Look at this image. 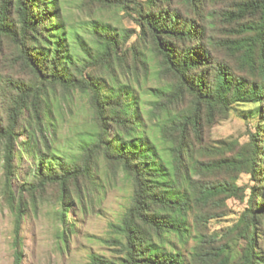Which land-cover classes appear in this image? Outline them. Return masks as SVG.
<instances>
[{
  "label": "trees",
  "instance_id": "1",
  "mask_svg": "<svg viewBox=\"0 0 264 264\" xmlns=\"http://www.w3.org/2000/svg\"><path fill=\"white\" fill-rule=\"evenodd\" d=\"M83 1L87 8L123 12L139 30L90 22L89 29L83 28L89 44L80 43L81 52L73 58L66 44L70 35L58 24V12L51 13L54 0H0V38L16 47V59L30 77L28 83L9 86L10 103L0 111L4 170L12 174L21 154L30 159L36 178L30 189L55 186L66 204L64 215L80 189L79 179L89 178L102 157L120 168L132 196L115 226L124 237L118 242L124 258L117 263L93 255L89 264H181L180 255L162 250L154 237L174 234L183 241L196 207L221 196L242 197L244 188L236 185L240 174H249L256 183L264 175L257 141L264 132L252 136L249 166L234 152L236 143L214 146L206 137V128L234 105L264 102V0H240L235 10L225 11L214 7L223 0ZM216 21L235 28L221 37ZM223 49L235 60L234 68L217 57ZM150 63L158 88L148 115L157 122L164 157L140 148L136 139L130 144L123 140L132 139L137 127L135 101L128 102L129 75L139 84L150 74ZM76 96L87 102L94 131L71 164H54L44 135L55 126L52 114L59 101L69 104ZM22 120L29 131L24 144L18 141ZM227 152L234 154L225 156ZM220 172L230 180L215 179ZM197 174L214 178L200 181L193 178ZM260 196L253 189L243 233L247 244L236 264H257L254 233L264 219V204L255 201ZM195 218L202 217L196 213Z\"/></svg>",
  "mask_w": 264,
  "mask_h": 264
},
{
  "label": "rangeland",
  "instance_id": "2",
  "mask_svg": "<svg viewBox=\"0 0 264 264\" xmlns=\"http://www.w3.org/2000/svg\"><path fill=\"white\" fill-rule=\"evenodd\" d=\"M54 2L55 8L51 13L58 12V24L70 35L66 44L73 58L81 52L80 43L89 44V37L83 28H88L90 22L106 24L117 30H139L134 21L121 11L87 8L83 0ZM239 2L223 0L214 7L224 11L235 10ZM215 23L218 28L216 34H221V37L228 36L235 28L232 24ZM133 40L134 37L131 42ZM16 53V47L9 40L0 38V111L10 103L9 86L14 82L30 81L29 74L17 61ZM217 57L232 68L236 66L228 50H218ZM150 69L148 77H141L139 84L129 75L132 95L128 102L135 101L132 114L137 127L132 139L123 140L130 144L136 139L140 148L154 150L158 156L164 157L166 152L157 133V122L151 121L148 115L154 101L153 90L158 88L153 63H150ZM58 104L60 107L52 114L55 126L44 137L50 156L54 155V164L62 161L69 165L79 155L94 127L84 98L76 96L69 104L61 101ZM1 118L6 124L5 111L1 112ZM26 120H22V129L18 133V141L22 144L29 141V131L24 129ZM206 129L207 140L214 146L218 142L236 143L234 152L249 166L252 136L259 131L264 132V102L236 104ZM259 136L260 164L264 167V133H259ZM39 148L43 149L42 145ZM233 154L227 152L225 156ZM20 156V164L14 172L7 173L4 170L3 143L0 141V264H89L93 255L120 263L124 254L118 242H124V237L115 226L120 225L132 196V186L120 168L100 157L90 177L79 179L80 189L70 197L68 210L63 215L66 204L62 203L55 186H46L36 192L30 189L36 185L35 167L30 159L22 154ZM193 178L209 181L214 177L197 174ZM216 178L220 181L229 179L223 172ZM260 178L256 183L249 174H240L236 185L244 188L242 197L221 196L204 207H196L188 216V233L183 241L172 234L161 240L154 237V242L166 252L179 254L181 264H223L226 258L229 264L238 263L247 244L243 233L248 224L253 189L261 194L255 198L256 203L264 204V175ZM196 213L202 218L196 220ZM254 235L257 264H264V219L257 225Z\"/></svg>",
  "mask_w": 264,
  "mask_h": 264
}]
</instances>
